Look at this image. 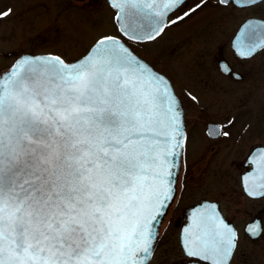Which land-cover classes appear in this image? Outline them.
Segmentation results:
<instances>
[{"label": "snow or ice", "instance_id": "1", "mask_svg": "<svg viewBox=\"0 0 264 264\" xmlns=\"http://www.w3.org/2000/svg\"><path fill=\"white\" fill-rule=\"evenodd\" d=\"M185 2L109 0L134 41L155 40L206 4L169 21ZM257 46L264 38L242 54ZM183 129L170 82L116 36L75 61L20 55L0 73V264H150L176 195ZM249 162L264 195V151ZM237 243L215 206L181 238L190 264H229Z\"/></svg>", "mask_w": 264, "mask_h": 264}, {"label": "rangeland", "instance_id": "2", "mask_svg": "<svg viewBox=\"0 0 264 264\" xmlns=\"http://www.w3.org/2000/svg\"><path fill=\"white\" fill-rule=\"evenodd\" d=\"M195 1L198 0H188L185 9L188 10ZM9 9L10 13L0 18V73L26 50L56 51L64 59L73 60L83 55L102 35H120L117 20L114 19L116 11L107 0H0V13ZM183 10L184 8L172 17L180 15ZM245 13L247 10L221 7L214 0H209L208 4H204L183 22L168 28L159 38L133 43V47L159 70L180 79V84L191 85L188 87L189 91H196L201 97H244L247 98V103L255 102L254 98L261 101L264 99V89L231 86L218 81L214 72V53L219 50L228 53L230 38ZM41 36L44 39H39ZM185 101L189 104L187 99ZM190 110L198 112L192 105ZM261 112L264 114V106ZM262 119L253 128L255 130L250 132V140L257 134L264 133L260 132L264 129V117ZM199 144L201 149L205 143ZM232 146L225 150L217 146L216 150H211L210 144H205L202 165L193 169L195 173L189 184L196 188L202 181L209 182L211 186L221 179L224 182L220 186L224 191L223 198L232 200L236 206L243 208L247 202L240 199L238 191L233 187L235 180L230 179L234 170L224 167L226 161L240 153L237 151L238 147ZM243 153L244 151L239 157ZM208 186L205 185V188ZM221 190L211 191L216 196ZM196 194H201L198 188L196 193L192 189L187 195L191 198ZM248 249L251 264L264 262V245L249 246ZM181 257L178 229L172 222L166 221L160 229L150 264H179Z\"/></svg>", "mask_w": 264, "mask_h": 264}, {"label": "flooded vegetation", "instance_id": "3", "mask_svg": "<svg viewBox=\"0 0 264 264\" xmlns=\"http://www.w3.org/2000/svg\"><path fill=\"white\" fill-rule=\"evenodd\" d=\"M208 1L209 0H206L207 4ZM214 1L221 7H230L234 10H247V13H245L244 17L240 20L230 38L228 53L225 54L222 50L214 53L216 55V58L214 57L216 60V65L214 67V72L217 74L216 79L228 83L231 86L236 85V87L239 88L259 87L260 89H264V47L254 49L250 55H247L242 54L246 47H244L241 50L242 52L239 53L231 44L235 32L243 21L249 17H259L264 19V0H256L243 5L233 2V0H228L227 3H222L220 0ZM187 2L188 0H186L185 4ZM185 4L179 9L181 10L184 8V10L179 13L180 15H182L184 11H187L185 9ZM178 11L171 13L168 20H175L177 16L175 18L172 16ZM188 17H185L182 21H177L175 24H169V26L166 27L156 39L159 38L168 28L178 25ZM129 42L133 44L149 41L134 42L129 40ZM23 52H52L60 54L59 52L51 50H26ZM155 67L158 69L157 66ZM160 71L162 70L160 69ZM164 73L166 72L164 71ZM166 75L171 79L176 92L183 103L187 139L185 140L183 148L176 195L162 224L166 221L172 222V224L178 229V234H180L181 227L185 221V213L189 206L205 199L215 201L219 205L222 214L227 219L228 224L233 226L238 235L237 247L229 264H251L249 258L251 254L250 250H247V248L257 244L264 245V195H261V189L256 187L258 181H255L254 176L251 175L255 172V165L249 161L250 159L258 157L259 153L264 151V133L257 134L252 140H250L249 136L251 137L250 132L255 130L253 128L255 126L257 127V124L263 120L262 118L264 117V114L261 112V108L264 106V99L259 101V99L254 98L255 102L249 103H247V98L244 97H208V99H206L201 97L196 91H194L195 93L190 92L188 87H191V85L188 83H185L186 85L180 84V79L168 73H166ZM192 96L196 97V101L191 99ZM185 99L189 101V104L186 103ZM191 105L198 110V112H191ZM259 105L261 106L259 107ZM217 130L219 131V134H216ZM225 131L229 133L227 137L223 135V132ZM262 131L264 132L263 128L260 132ZM199 143L210 144L211 150H216L217 146H220L221 150H225L226 148L230 149V146L234 145L239 148L237 150L238 152L242 153L244 151L242 156L239 157L240 153H238L234 158L226 161V165H224L226 169L230 168L234 170L231 172L233 175L230 179L235 180L233 187L235 186L236 191H238L240 199L247 202L243 208L236 206L231 202L232 200H225L223 198L224 191L220 189V186L224 182H222L221 179H219V181L216 180L218 183L211 186L209 182L204 183L202 181L198 183L196 188L192 187L193 184H189L190 180L193 178L192 174L195 173L193 169L200 168L202 165V151L204 150L203 147L205 144L202 145L200 149ZM221 150L218 149L219 152H221ZM245 177H248L249 180L247 184L245 182ZM205 185L209 186L205 188ZM197 188L201 194L193 195L191 198L188 197L187 194L191 193L192 189H194L196 193ZM211 190H221L222 192L219 195L214 196V193H212L213 191ZM249 191H253L254 194L250 195ZM171 210L174 212L171 213ZM249 227H251L253 231H248ZM179 245L182 253L179 264H183L190 260L184 255L180 243V237ZM260 264H264V262Z\"/></svg>", "mask_w": 264, "mask_h": 264}, {"label": "water", "instance_id": "4", "mask_svg": "<svg viewBox=\"0 0 264 264\" xmlns=\"http://www.w3.org/2000/svg\"><path fill=\"white\" fill-rule=\"evenodd\" d=\"M109 1V0H108ZM239 4H243L242 0H237ZM252 1L254 0H250L249 3H251ZM118 22V27H119V30H120V23L119 21ZM261 26H264V20L262 19H259V18H249L247 19L243 24L242 26L240 27V29L237 31L236 35L234 36L233 38V46L234 48L238 49V50H241V48L244 46V47H248V46H251L252 44H257L259 45L262 38H264V34L261 33L260 31V28ZM255 29V31H252L251 29ZM122 33V32H121ZM123 34V33H122ZM114 36V35H112ZM118 37L119 39H121L124 43L127 44V42H125L124 39H122L121 37L119 36H116ZM238 42H239V46H238ZM128 45V44H127ZM129 46V45H128ZM258 47H261V46H257L256 48ZM129 48L133 51L134 55L137 56V58L141 59L143 62H145L146 64H148L152 69L153 71L163 75L169 82L170 80L168 79V77H166L163 73L159 72L158 70H156L154 67H152L147 61H145L143 58H141L130 46ZM87 54V53H86ZM22 55H32V56H40V55H47V54H36V55H33V54H30V53H25V54H22ZM85 55V54H84ZM19 58V57H18ZM17 58V59H18ZM16 59V60H17ZM79 59V58H78ZM15 60V61H16ZM77 60V59H76ZM75 61V60H74ZM10 68V67H9ZM8 68V69H9ZM7 69V70H8ZM7 70L3 71L2 73L6 72ZM171 84V82H170ZM172 86V84H171ZM173 88V86H172ZM174 90V88H173ZM175 93V91H174ZM176 95V93H175ZM177 96V95H176ZM179 102H180V109L182 110V114H183V106H182V103L179 99V97L177 96ZM184 133H185V126H184ZM181 152V155H182V150H178ZM181 155L178 157V162H179V167L178 169H176V173H177V176H178V173H179V169H180V162H181ZM211 206H215L217 211L219 212V214L221 215L220 213V210L217 206L216 203L214 202H210V201H202L200 203H197L195 204L194 206H192L191 208H189L188 210V221L184 224V226L182 227V232H183V229L185 227H187L190 223H191V220H192V217L195 215L196 212L198 211H202L203 209L205 208H210ZM222 216V215H221ZM223 217V216H222ZM163 218V217H162ZM162 218H161V221H162ZM225 222H226V219H224ZM227 223V222H226ZM161 224V223H160ZM160 224L157 225V232H158V235H159V228H160ZM182 232H181V238H182ZM158 238V237H157ZM157 241V240H156ZM156 241L154 243V247H155V244H156ZM153 254V253H152ZM152 254H151V257H152ZM151 259V258H150ZM185 264H190V262L188 263H185Z\"/></svg>", "mask_w": 264, "mask_h": 264}]
</instances>
